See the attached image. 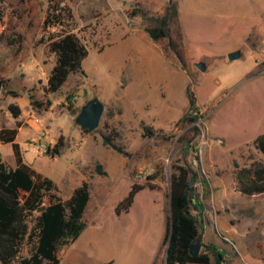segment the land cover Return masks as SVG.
Returning a JSON list of instances; mask_svg holds the SVG:
<instances>
[{"label": "rangeland", "instance_id": "obj_1", "mask_svg": "<svg viewBox=\"0 0 264 264\" xmlns=\"http://www.w3.org/2000/svg\"><path fill=\"white\" fill-rule=\"evenodd\" d=\"M64 2L73 12L71 29L88 54L82 72L70 75L58 92L47 93L54 58L38 43L46 0H0V44L20 73L8 86L20 94L0 93V124L14 123L9 103L25 110L28 93L43 99L46 109L28 108L39 129L26 122L27 115L20 120L23 160L52 179L62 199L83 180L89 183L86 226L62 247L59 264H153L155 257L163 264L169 179L180 164L191 167L190 177L195 173L194 193L203 203L197 216L202 241L217 246L221 264H264V193L241 194L234 166L264 159L253 145L264 132V0ZM170 5L177 21L169 38H150L142 17L132 15L136 8L162 14ZM251 33L260 42L256 50L245 43ZM8 38L20 39L21 46L8 49ZM237 49L241 55L229 60L227 54ZM31 54L43 56L40 66ZM200 61L203 71L196 66ZM93 96L104 111L99 126L87 132L74 119ZM25 129L32 134L28 139ZM59 135L64 138L59 155L37 152L38 143L52 147ZM106 135L129 155L105 145ZM0 152L13 160L9 144H1ZM97 164L105 175L95 172ZM134 182L145 186L127 212L116 214Z\"/></svg>", "mask_w": 264, "mask_h": 264}, {"label": "trees", "instance_id": "obj_2", "mask_svg": "<svg viewBox=\"0 0 264 264\" xmlns=\"http://www.w3.org/2000/svg\"><path fill=\"white\" fill-rule=\"evenodd\" d=\"M47 8L42 22V35L38 43H43L49 53L54 55L55 63L46 78L47 93L58 92L70 75L82 72L83 59L88 49L80 37L72 31L73 12L64 0H46ZM0 8V21L3 18ZM132 15H140L144 21V30L150 38L157 40L170 37V25L177 21L174 5L168 6L162 14H153L136 8ZM55 28V30H50ZM9 44L21 46L20 39L8 38ZM177 53V45L171 44ZM1 85L5 81L0 78ZM16 97V91H9ZM29 104L35 110L46 109L43 99L27 94ZM11 116L17 119L21 109L17 103L7 105ZM186 119L187 117H183ZM195 117L188 120L193 121ZM20 121L15 126L0 127V142L9 143L12 148L15 166L8 165L0 156V264H59L61 249L73 243L86 226L84 212L90 199L89 183L83 180L71 194L62 199L57 194V185L47 176L36 172L23 161L16 136ZM146 135L153 134L146 128ZM103 143L117 152L128 156L124 148L114 142V137L106 135ZM254 147L264 156V132L253 140ZM64 138L59 135L52 147L45 152L49 156L60 154ZM198 160V156L194 155ZM236 168L237 190L246 196L264 193V159L252 162L249 166ZM95 172L105 175L101 164L95 166ZM191 167L180 164L174 167L169 179L168 215L165 234L163 264H221L223 255L212 243H204L198 225L197 216L202 213L203 203L189 185ZM144 184L132 183L128 193L116 205L115 212H127L135 194L144 188ZM152 187V185L147 184ZM206 188V183L203 185ZM199 242L198 255L189 253L192 242ZM25 248L26 253L22 251ZM153 264H157L155 257Z\"/></svg>", "mask_w": 264, "mask_h": 264}, {"label": "water", "instance_id": "obj_3", "mask_svg": "<svg viewBox=\"0 0 264 264\" xmlns=\"http://www.w3.org/2000/svg\"><path fill=\"white\" fill-rule=\"evenodd\" d=\"M245 43L252 49L256 50L260 48V42H258L257 38L253 33H251L248 38L245 40ZM241 55V51L239 49L231 51L227 54L229 60L237 59ZM196 66L201 70H205L206 66L203 61H200L196 64ZM1 87V82H0ZM87 89L83 88L82 95L83 97L87 96ZM192 104V101L190 100ZM104 111V104L96 97L93 96L85 101V103L81 106L79 112L75 116V123L82 129L87 132H92L95 130L100 123L101 116ZM195 179V173H192V176L189 180V185H192ZM201 249V245L199 242H192L189 246V253L192 256H196L199 254Z\"/></svg>", "mask_w": 264, "mask_h": 264}, {"label": "crops", "instance_id": "obj_4", "mask_svg": "<svg viewBox=\"0 0 264 264\" xmlns=\"http://www.w3.org/2000/svg\"><path fill=\"white\" fill-rule=\"evenodd\" d=\"M1 46V44H0ZM14 45L13 44H9V47L8 49L12 48ZM51 54V53H50ZM31 54V60H33L36 64H38L40 66V64L42 63V60H43V56L41 57H37L36 54L35 56ZM51 56L54 58V55L51 54ZM10 59V56H9V52L8 51H4V49L2 48V46L0 47V78H2L5 82H7V85L3 84L1 85L0 87V93L1 94H10L9 91H15L14 89H9V85L11 83V81L13 80L14 76L20 74V73H16L17 70L19 69H15L12 65V63L9 61ZM29 60V59H28ZM55 63V58H54V61L53 63L50 65V67L48 68V73L49 71L51 70L52 66L54 65ZM22 65H24V63H21ZM48 75V74H47ZM20 93H18L19 95ZM20 109H21V115L17 118V119H13L14 123H12L11 121L7 122V123H2L0 124V127L2 125H5V126H15V122L18 120H22V118H25L26 115H27V119H26V122L31 126V127H34L36 129H39L37 123H36V120H38V118H36L35 116H33V114L31 115H28V108L30 107L29 106V99H28V105L26 106L25 110L19 105ZM32 111V110H30ZM43 113V112H42ZM10 113H8L9 115ZM29 116V117H28ZM23 124L21 123V126L19 127V130H18V133L20 131V129H23ZM26 130V129H25ZM31 132L29 130H26V136H25V139H28L29 136H31ZM17 137H18V134L16 136V142H17ZM1 144H9V143H1L0 142V146ZM19 144V143H18ZM10 145V144H9ZM11 146V145H10ZM20 146V145H19ZM12 150V148H11ZM22 153V152H21ZM12 155H13V152H12ZM0 156L2 158L3 161H5L8 165L14 167L15 166V160H14V156H13V160L11 161H7L1 154L0 152ZM23 157V156H22ZM24 161V160H23ZM25 162V161H24ZM26 163V162H25ZM27 164V163H26ZM61 261V260H60ZM60 263V262H59Z\"/></svg>", "mask_w": 264, "mask_h": 264}, {"label": "built area", "instance_id": "obj_5", "mask_svg": "<svg viewBox=\"0 0 264 264\" xmlns=\"http://www.w3.org/2000/svg\"><path fill=\"white\" fill-rule=\"evenodd\" d=\"M45 150H46V147H45L44 143H38L37 152L39 154H42Z\"/></svg>", "mask_w": 264, "mask_h": 264}]
</instances>
